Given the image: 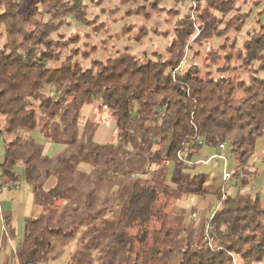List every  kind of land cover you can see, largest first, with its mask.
<instances>
[{"label": "trees", "instance_id": "trees-1", "mask_svg": "<svg viewBox=\"0 0 264 264\" xmlns=\"http://www.w3.org/2000/svg\"><path fill=\"white\" fill-rule=\"evenodd\" d=\"M161 1L149 0L126 13L150 19L152 13L162 8ZM202 1L207 6L205 13L211 8L222 14L221 17L209 14L215 24L214 31L220 36L231 30L240 32L252 15V9L242 11L235 0ZM261 3V0L256 1V4ZM0 4L4 7L0 11V25L4 26L7 36L6 43L0 46V115L3 117L0 131L12 136L6 143V155L1 164L2 183L18 180L13 167L22 159L19 154L22 133L38 128V111L49 110L55 104L65 108L71 99L107 108L118 126V139L144 153L157 146L160 160L173 161L178 166L184 162L198 163L200 160L194 159L206 143L218 147L229 142L232 151L239 156L238 171L247 165L251 156L244 145L255 137H264L262 19L261 29L255 31L244 42L243 51L237 53L242 68L249 74L244 79L232 65L234 40L220 45L225 51L224 64L218 68L220 76L210 71L202 73L196 64L186 65L179 71L188 40L195 32L188 15L177 19L174 36L164 51H153L148 58L140 60L125 47L101 60L92 56L97 50L94 44L89 50L72 47L62 59L63 52L81 40L78 34L70 36L60 32L67 17L91 26L95 32L110 31L97 17H88L83 0H39L36 4L0 0ZM232 11L235 12L230 15ZM205 13L200 11V16L204 17ZM260 13L264 15V9ZM124 28L129 31L132 27ZM147 34L146 27L141 25L134 38L139 42ZM79 54L85 59L91 58L88 67L76 59ZM207 58L215 62L219 55L210 50ZM52 62L58 63L51 65ZM35 102H39L38 105ZM144 129L145 136L142 135ZM112 145L111 142L104 147ZM179 154L193 163L181 161ZM166 179L152 172L150 176L133 180L120 207L118 228L113 233V246L122 258L119 264H155L161 253V233L166 230L169 219V199L176 200L178 195ZM200 179L201 174L191 178L182 175L176 179V183L180 182L177 188L197 184ZM223 189L222 186L215 191L220 206L212 220L211 245L202 236L198 240L193 236L183 239L178 259L164 264H235L234 257L239 258L240 264H264V200L258 194L238 192L234 195L224 193ZM199 191L205 189L195 186L187 190ZM62 192V183L52 190L53 194ZM41 224L40 218L27 219L24 264L40 262L41 253L51 246L50 235L64 232L62 228Z\"/></svg>", "mask_w": 264, "mask_h": 264}, {"label": "rangeland", "instance_id": "rangeland-1", "mask_svg": "<svg viewBox=\"0 0 264 264\" xmlns=\"http://www.w3.org/2000/svg\"><path fill=\"white\" fill-rule=\"evenodd\" d=\"M22 1L36 4L39 0ZM83 1L88 10V17H97L99 22H104L110 28V31L95 32L91 26L82 24L74 17H67V23L61 27L60 32L70 36L78 34L81 40L66 49L62 59L69 54L72 47L89 50L94 44L97 50L92 56L101 60L125 47L140 60L148 58L153 51H164L174 36L173 28L177 19L188 15L194 23L195 32L188 40L182 63L178 67L179 71L186 65L196 64L202 73L210 71L212 75L220 76L218 68L224 64L225 54L220 45L234 40L236 47L233 50L232 65L239 77L244 79L249 77L242 68L237 53L242 52L244 42L255 31L261 29L260 22L261 19L264 22V15L260 12L264 9V0H261V4H256L258 0H235V5L242 11L252 9V15L240 32L231 30L224 36L214 31L215 24L209 17L211 13L218 17L222 14L211 8L205 13L207 6L202 0H163L162 8L152 13L150 19H145L140 14L126 13L128 9L137 8L149 0ZM3 8L0 4V11H3ZM169 9L178 15L171 13ZM200 11L205 13L204 17L200 16ZM234 12H230V15ZM141 25L146 27L148 34L138 42L134 37ZM127 26H131V30L127 31L124 28ZM6 39L5 28L0 25V46L6 43ZM210 50L217 51L219 55L215 62L207 58ZM195 51L199 54H194ZM76 59L83 62L85 67L90 65L91 58L85 59L79 54ZM52 63L50 64L55 65L58 62ZM35 103L38 105L39 102ZM2 120L3 117L0 115V121ZM38 120L39 126L36 130L23 131L22 148L19 152L22 159L14 165L13 170L19 175V182L23 188H31L37 194L35 203L46 207L42 215L35 216L42 220L41 225L62 228L64 232L50 235L51 246L41 253L42 259L36 264L122 262L121 256L113 246V233L118 228L120 207L128 195L133 180L137 177L150 176L152 172L159 173L163 178L167 177L166 182L178 193L176 200L169 199L167 208L170 213L169 219L165 226L166 230L161 233V253L156 257L155 264L177 260L181 240L192 236L195 240L201 236L203 238L202 230L204 231L207 221L212 219L219 203L214 198L215 191L222 183L225 184L226 193L235 195L239 192L251 196L258 194L264 200V137H255L244 145L243 148L250 151L251 156L247 165L237 171L239 156L232 151L229 142H226L225 148L222 149L206 143L201 154L194 159L200 160L198 163L189 165L184 162L180 166L173 161L166 163L160 160L157 157L159 152L157 146L146 153L139 148L127 146L117 137L118 126L111 111L107 108H97L93 102L84 103L71 99L65 108L55 104L49 110H39ZM142 132L143 136L147 134L145 129ZM11 139L12 136L0 131V175L1 164L6 155V143ZM111 142L113 145L110 148L104 147ZM214 154H221L226 158V170L232 174L226 183L222 182L224 160L216 157L210 162L204 161ZM28 159L30 162H27ZM196 174H201L199 183H189L184 189L181 186L180 189L177 188V184H180L179 181L176 183L178 177L189 175L191 178ZM49 175H55L58 183L63 184L62 195L42 191L41 185ZM244 179L247 180L246 183ZM2 181L0 177V189L2 187L8 189L13 183L6 180L7 182L4 181L2 184ZM195 186L204 188L205 191L187 192L188 188L193 189ZM54 196L57 200H53ZM6 212H13L10 214L11 221L20 224L21 227L18 217L20 204L6 202L1 192L0 232H3L1 227L6 221ZM194 213L197 215L196 218L193 216ZM203 219L206 220L201 226ZM197 227L199 228L195 231ZM5 231L7 233L8 229L5 228ZM19 235L16 236L17 241ZM6 236H9V233ZM9 241V238H2L0 235V245L4 243V248L10 246ZM239 261L238 257H234L235 264H240ZM10 264L16 263L12 260Z\"/></svg>", "mask_w": 264, "mask_h": 264}, {"label": "crops", "instance_id": "crops-1", "mask_svg": "<svg viewBox=\"0 0 264 264\" xmlns=\"http://www.w3.org/2000/svg\"><path fill=\"white\" fill-rule=\"evenodd\" d=\"M28 174V171H27ZM19 182V178L17 180ZM11 183L8 189H0V193L2 192V195L5 199V201H9L11 203H19L20 204V214H19V223L16 224L11 221L10 214L13 212H6V221L3 224L1 229H3V232H0V235L2 238L7 237L10 239L9 244L10 246L8 248H4V243L0 245V264H10L13 261H15L16 264H24L26 262V254L23 250V244L25 242V235H26V222L29 217H35L42 215V212L46 210V207L42 204H36L35 200L37 199V194L32 191L31 188H23L22 183ZM222 182L224 180L222 179ZM226 183V182H225ZM4 184V183H2ZM19 184L18 188H15V186ZM58 178L55 175H49L45 181L42 183V191L45 193H52L53 188L57 185ZM12 185V186H11ZM15 185V186H14ZM225 184H221L220 187H224ZM219 187V188H220ZM218 189V188H217ZM59 191H57L58 193ZM63 193V192H62ZM53 194V193H52ZM57 195V194H53ZM62 195V194H60ZM216 198V196H214ZM9 199V200H8ZM53 200H57V197L54 196ZM49 211V209H47ZM206 219H203L201 222L203 226V222ZM8 229L9 236H6L5 228ZM200 227V226H199ZM197 227L195 231L199 228ZM201 228V227H200ZM204 229V228H203ZM202 230V235H203ZM19 235V240L17 241L16 236Z\"/></svg>", "mask_w": 264, "mask_h": 264}, {"label": "built area", "instance_id": "built-area-1", "mask_svg": "<svg viewBox=\"0 0 264 264\" xmlns=\"http://www.w3.org/2000/svg\"><path fill=\"white\" fill-rule=\"evenodd\" d=\"M175 73H176V72H174V74H175ZM219 148H221V149H222V148H225V143L220 144V145H219ZM216 157H218V158L224 160V163H225V164H224V165H225V170H224V173H223L222 178H223L224 182H227V181H229V180L231 179L232 174H231L229 171L226 170V158H224L221 154H214V155H212L211 157H209L207 160H204V161H205V162H210L213 158H216ZM179 159H180L181 161H187V162H189V163H193V162L187 160V159L185 158L184 154H179ZM204 161H202V162H204ZM18 187H19V184H17V185L15 186V188H18ZM223 192L226 193L224 189H223ZM218 205L220 206V202L218 203ZM218 205H217V208L219 207ZM193 216H194L195 218L197 217V215H196L195 213L193 214ZM214 216H215V213H214L212 219H209V220L207 221L208 223H206V224H205V227H204L203 239H204V241H207V242L209 243V245H211V231L213 230V223H212V220H213Z\"/></svg>", "mask_w": 264, "mask_h": 264}]
</instances>
